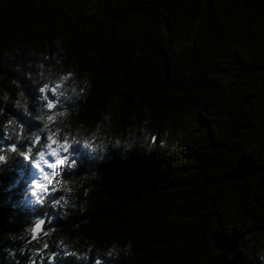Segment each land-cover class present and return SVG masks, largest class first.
Returning <instances> with one entry per match:
<instances>
[{"label": "trees", "instance_id": "trees-1", "mask_svg": "<svg viewBox=\"0 0 264 264\" xmlns=\"http://www.w3.org/2000/svg\"><path fill=\"white\" fill-rule=\"evenodd\" d=\"M38 61L70 66L89 81L79 100L66 103L76 105L69 131L87 129L88 135L111 112V135L125 146L144 119L159 135L152 144L135 139L128 151L123 144L110 146L102 161L72 146L69 161L76 168L61 167L54 183L79 182L92 170L97 175L71 194L77 205L87 200V211L69 210L66 219H52L51 209L46 214L41 206L14 211L6 202L26 188L21 182L13 193L3 191L16 169L23 165L26 174L30 168L13 153L0 174V249L11 246L6 234L43 219L41 242L80 237L78 247H103L130 239L132 254L116 264H260L264 0H0V86L12 92L11 79H17L33 114L41 95ZM5 110L29 132L40 127L11 104ZM164 131L169 138L160 147ZM60 195L68 194L50 190L46 198ZM53 228L51 237L43 236ZM55 264L83 262L69 257Z\"/></svg>", "mask_w": 264, "mask_h": 264}, {"label": "clouds", "instance_id": "clouds-1", "mask_svg": "<svg viewBox=\"0 0 264 264\" xmlns=\"http://www.w3.org/2000/svg\"><path fill=\"white\" fill-rule=\"evenodd\" d=\"M55 64L61 65V59H56ZM34 67L36 69L35 81L40 85L38 91L41 94L35 114L30 110V99L17 79H11V86L14 88L12 92L0 86V133L3 134V139L0 140V174H3L4 166L13 159V153L22 157L25 164H30L26 174L23 165L17 168L15 179L3 189L5 193H13L21 182L26 183V188L17 193L15 199L9 195L6 202L11 204L14 211L19 210L20 212H33L37 206H41L47 214L48 210L51 209L52 219L56 217L66 219L70 214L69 210H78L83 215L87 211V200H82L77 205L75 196L71 194L78 191L88 180L95 179L97 172L92 170L89 173L81 174L79 182L57 179L54 183L51 177L54 175L59 178L61 171L57 170L54 173L45 171L48 163L46 157L49 156L47 151L48 137H62L61 140L68 144L79 145L86 150L89 159L97 161L103 160L110 146L123 143L118 137L111 135L114 128L111 112L102 114L88 135H85L88 130L84 129L83 125L79 126L80 129H84L83 131L76 130L73 133L68 130L70 127L68 119L76 105L69 109L66 107V103L79 100L82 97L90 86L87 78L78 79L79 74L73 71L70 66L67 69L63 67L57 69L45 66L42 61H38ZM14 70L19 73L21 68L17 65ZM49 92L56 97V101H49L46 95ZM9 104L25 120L39 122L40 127L29 132L24 123L6 112L5 109ZM54 108L59 110L53 111ZM149 123L147 119L141 120L138 131H133L128 135L126 146L123 144L125 151L131 150L133 141L137 138L142 143L152 144L156 141L159 134L148 128ZM137 134H139L138 137ZM42 135L45 137V143H43L42 149L37 151L36 145L40 143ZM168 138L169 132L164 131L163 137L159 139L160 147H166ZM5 141L10 143L5 146ZM18 145H24L25 150L19 151ZM68 168H76V161L72 160L68 164ZM33 176L35 178H31ZM45 177H49V179L45 180ZM37 182L50 185L51 192H63L68 195H60L58 198L49 201L45 196L40 195L44 191L35 187ZM89 191L90 188L84 189L85 197ZM43 221V219H35V224ZM49 222L51 223V220ZM55 231L54 228L49 229L43 233V236L51 237ZM4 239L11 246L0 249V252L3 253L0 255V264H43L45 260L48 264H55L56 259L69 257L77 262H83V264H88L89 260L92 264H116L122 258L130 256L133 249V242L130 239L123 244L114 240L103 247H98L95 242H85L83 246L78 247L80 237L71 242H68L67 237L64 236L58 237L51 243L48 240L41 242L31 226H25L18 231L8 233ZM33 241H36L38 246L33 244ZM30 245L32 246L29 247ZM50 246L55 251H45ZM25 255H27L26 260L22 259ZM259 261L260 264H264V253L260 254Z\"/></svg>", "mask_w": 264, "mask_h": 264}, {"label": "snow or ice", "instance_id": "snow-or-ice-1", "mask_svg": "<svg viewBox=\"0 0 264 264\" xmlns=\"http://www.w3.org/2000/svg\"><path fill=\"white\" fill-rule=\"evenodd\" d=\"M74 146L71 144H68L66 141H62L61 139L54 137V136H49L48 137V155L53 157V162H49L47 163V168L49 170H51L53 173L56 172L58 169H60L61 167H67L68 168V164H70L71 162L69 161V159H67L69 157L70 154V148ZM61 153H64L65 155H61ZM49 179V177H45V180ZM51 179L53 180V178L51 177ZM48 184H42L37 182L35 187L37 189H43V191H47L48 189ZM45 223V221L41 222H37L34 227H33V231L34 233L37 235L38 238V234L41 231V227L42 225Z\"/></svg>", "mask_w": 264, "mask_h": 264}, {"label": "rangeland", "instance_id": "rangeland-1", "mask_svg": "<svg viewBox=\"0 0 264 264\" xmlns=\"http://www.w3.org/2000/svg\"><path fill=\"white\" fill-rule=\"evenodd\" d=\"M41 142H42V145H43V143H45V137H43V140ZM61 155L63 156L65 154L64 153H61ZM46 159H48L49 162H53V157H51V156H47ZM58 170L61 171V168L58 169ZM32 171L34 172L35 170H32ZM45 171H51V170L45 168ZM32 178H35V176H33ZM52 178H53V182H54V180H55L56 177L53 175ZM50 190H51V186L49 185L47 191L41 193L40 195L47 197V195L50 192Z\"/></svg>", "mask_w": 264, "mask_h": 264}]
</instances>
